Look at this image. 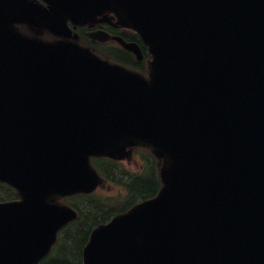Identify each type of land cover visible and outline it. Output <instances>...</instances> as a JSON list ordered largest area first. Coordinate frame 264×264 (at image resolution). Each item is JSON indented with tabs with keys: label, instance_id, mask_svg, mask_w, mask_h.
<instances>
[{
	"label": "water",
	"instance_id": "1",
	"mask_svg": "<svg viewBox=\"0 0 264 264\" xmlns=\"http://www.w3.org/2000/svg\"><path fill=\"white\" fill-rule=\"evenodd\" d=\"M0 0V264H35L92 191L90 156L164 158L154 197L94 229L83 264H264V0ZM114 12L149 79L86 49L67 22ZM135 51L138 48L127 46Z\"/></svg>",
	"mask_w": 264,
	"mask_h": 264
},
{
	"label": "trees",
	"instance_id": "2",
	"mask_svg": "<svg viewBox=\"0 0 264 264\" xmlns=\"http://www.w3.org/2000/svg\"><path fill=\"white\" fill-rule=\"evenodd\" d=\"M127 184L129 188L134 191L132 193H134L135 198L153 196L160 186L156 173L152 174L148 179L138 177L129 181ZM12 197H14V191L10 187L0 184V200L3 201ZM126 202L127 203L117 208L118 212L126 209L132 203V201ZM91 220L88 219L85 223H82L79 226L76 223L71 224L63 231V233H61L60 240L56 245L57 249L55 256L49 264H80V250L84 242L87 240ZM72 256H76L77 259L73 260Z\"/></svg>",
	"mask_w": 264,
	"mask_h": 264
},
{
	"label": "flooded vegetation",
	"instance_id": "3",
	"mask_svg": "<svg viewBox=\"0 0 264 264\" xmlns=\"http://www.w3.org/2000/svg\"><path fill=\"white\" fill-rule=\"evenodd\" d=\"M109 15L111 16L110 21L108 22H98L91 25V27L72 26L73 32L77 34L76 42L79 45L89 48L94 52H98L101 51V49H104L110 56L120 59L125 58L121 56L122 48L119 44L118 39H123L128 42H136L144 53V59L138 60V66H142L143 64L147 65L149 56L146 50H143V47L140 44L141 41L139 37H137V35L131 30L119 26L113 14ZM102 32L107 35L106 40H101L98 37L99 35L103 36L101 35ZM41 35L45 39H53L55 37L48 32H41ZM127 57L132 62H135L132 56Z\"/></svg>",
	"mask_w": 264,
	"mask_h": 264
},
{
	"label": "rangeland",
	"instance_id": "4",
	"mask_svg": "<svg viewBox=\"0 0 264 264\" xmlns=\"http://www.w3.org/2000/svg\"><path fill=\"white\" fill-rule=\"evenodd\" d=\"M137 160H138V169H139L140 164H141V157H140V154H138V157L136 158L135 161H132L131 164H129V167H130V168H133V169H137V165H135V163H136ZM110 192H111L112 194H114V193L117 192V190L113 188V189L110 190Z\"/></svg>",
	"mask_w": 264,
	"mask_h": 264
}]
</instances>
